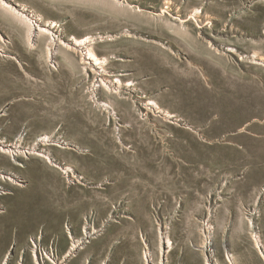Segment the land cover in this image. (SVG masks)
<instances>
[{
    "label": "rangeland",
    "instance_id": "obj_1",
    "mask_svg": "<svg viewBox=\"0 0 264 264\" xmlns=\"http://www.w3.org/2000/svg\"><path fill=\"white\" fill-rule=\"evenodd\" d=\"M87 242L264 264V0H0V264Z\"/></svg>",
    "mask_w": 264,
    "mask_h": 264
},
{
    "label": "crops",
    "instance_id": "obj_2",
    "mask_svg": "<svg viewBox=\"0 0 264 264\" xmlns=\"http://www.w3.org/2000/svg\"><path fill=\"white\" fill-rule=\"evenodd\" d=\"M97 244L94 242L72 243L71 246L63 247V251L68 249L71 252L62 254V264H100V257L96 254ZM73 250V251H72Z\"/></svg>",
    "mask_w": 264,
    "mask_h": 264
},
{
    "label": "built area",
    "instance_id": "obj_3",
    "mask_svg": "<svg viewBox=\"0 0 264 264\" xmlns=\"http://www.w3.org/2000/svg\"><path fill=\"white\" fill-rule=\"evenodd\" d=\"M44 256L49 258V255L43 251Z\"/></svg>",
    "mask_w": 264,
    "mask_h": 264
},
{
    "label": "bare ground",
    "instance_id": "obj_4",
    "mask_svg": "<svg viewBox=\"0 0 264 264\" xmlns=\"http://www.w3.org/2000/svg\"><path fill=\"white\" fill-rule=\"evenodd\" d=\"M90 55H94L93 52H90ZM95 56V55H94Z\"/></svg>",
    "mask_w": 264,
    "mask_h": 264
}]
</instances>
